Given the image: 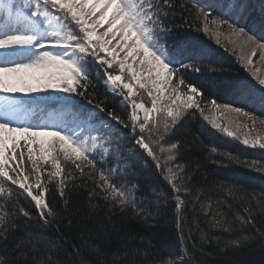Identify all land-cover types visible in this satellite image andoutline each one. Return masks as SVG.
I'll list each match as a JSON object with an SVG mask.
<instances>
[{"label": "snow or ice", "instance_id": "1", "mask_svg": "<svg viewBox=\"0 0 264 264\" xmlns=\"http://www.w3.org/2000/svg\"><path fill=\"white\" fill-rule=\"evenodd\" d=\"M177 16L217 44L223 39L264 86V72L255 67L256 59L264 65V42L198 4L0 0V264H144L135 257L147 256L150 242L145 247L130 235L105 252L108 225L89 221L103 212L108 221L147 223L155 219L153 204L156 215L171 207L182 252L147 264H196L189 243L196 247L192 224L201 213L209 228L201 229V243L264 246V223L257 219L264 218V191L221 180L198 186L200 165L181 162L189 141L173 138L189 122L199 119L264 149V118L218 102L189 79L222 69L196 63L202 52L170 39ZM93 69L107 89L102 97ZM109 95L118 97L119 110ZM210 153L218 166L264 173V161L216 146ZM149 165L159 185H142L134 176L135 168ZM212 192L219 198L206 204ZM74 194L83 195L86 216L72 211ZM189 206L192 223L185 218Z\"/></svg>", "mask_w": 264, "mask_h": 264}, {"label": "trees", "instance_id": "2", "mask_svg": "<svg viewBox=\"0 0 264 264\" xmlns=\"http://www.w3.org/2000/svg\"><path fill=\"white\" fill-rule=\"evenodd\" d=\"M189 5L198 4L205 10L221 15L222 18L230 19L238 26L244 27L257 40L264 42V0H182ZM211 19V17H210ZM177 27L174 29L172 40H179L182 44H187L192 48L203 53V58L197 60L196 63L210 65L222 71L216 73H200L190 74L189 79L200 87L205 95L218 99L220 103H229L246 110H259L264 104V90L254 85L249 78L246 70L237 58L228 51L224 45L217 44L215 38H211L202 30L197 31L195 27H187L181 17H176ZM202 28V25H201ZM186 63L190 62L185 60ZM92 78L97 87V94L101 97L107 93L104 82L99 78V74L92 70ZM223 81L234 82L238 84V88L231 95H224L214 89L212 82L220 83ZM215 91H214V90ZM246 98V100H245ZM110 101H115L119 110V99L109 95ZM241 101H245L241 102ZM173 139L189 141L187 150L183 153L182 163L190 164L195 167L197 163L200 165V174L196 177L197 185H204L208 188L213 184L214 180H221L228 183L238 184L250 191H264V173L256 172L234 163H226L225 166H218L211 162L210 149L213 146L218 147L222 151H231L233 154L240 155L242 158L264 161V152H253L245 150L240 144L234 142L226 135L221 134L212 129L206 122L197 119L189 122L184 128H181ZM135 177L139 178L142 185H159L160 181L157 176L153 175L151 166L147 168L137 167L133 170ZM147 190V189H146ZM212 196V200L205 199V203H214L219 198L217 193H207ZM231 201V198H228ZM55 206L63 207L62 201H54ZM233 203V211L238 206ZM155 216L154 220H148L147 223H124L120 218L115 217L112 221H108L103 212L99 217L93 216V220L89 223L103 221L108 225V231L111 234V244L106 245L105 252H110L116 247V241L120 238L127 240L130 235L137 238V243L141 240L145 247L150 242L151 247L147 248V256L143 252L137 261L152 260L156 256L166 257L169 253L180 255L182 252L180 241L174 226L173 213L171 207L162 209L159 215H156L154 204L148 206ZM79 211L80 216H86L88 208L82 194H74L72 197V211ZM258 212V210H257ZM192 210L189 211L185 218L192 223ZM258 223H264V218L257 216ZM205 217L201 213L196 216L195 223L192 224L193 240L196 247L192 248L189 243L192 256L196 264H264V246L253 244L246 248L223 247L214 239L207 243H201V229L208 232V225L204 222ZM198 225V227H197ZM187 230V228H186ZM63 231V229H62ZM227 236L224 233H217ZM46 235H54L46 233ZM75 237V233H72ZM95 258V257H93ZM105 258L111 260V256ZM133 259V258H129ZM191 264V261H189Z\"/></svg>", "mask_w": 264, "mask_h": 264}, {"label": "rangeland", "instance_id": "3", "mask_svg": "<svg viewBox=\"0 0 264 264\" xmlns=\"http://www.w3.org/2000/svg\"><path fill=\"white\" fill-rule=\"evenodd\" d=\"M222 44L224 45L223 39H222ZM227 50L231 52V50H229V49H227ZM255 67L260 69L261 72H264V65H261L258 59H256V61H255ZM244 69L246 70L247 74L249 75V78L252 80L254 85L259 87V88H261L262 90H264V86L259 85L258 81L252 75V73L249 72L245 67H244ZM257 74L259 75L260 72H258ZM4 78L9 83H16V77H14V76H9V75L6 74ZM262 78H264V76H262ZM212 84H213L215 90H217L219 92H222L224 95H228V94L231 95V93H233L238 88V84H236L234 82H228V81H223V82H220V83L212 82ZM24 98H28V97L25 96ZM245 100H246V98H245ZM241 102L246 103L245 101H241ZM255 108H258L259 110H257V111L256 110H254V111L253 110H247V111L253 113L254 115H257V116H260V117L264 118V104L260 105V107H255ZM228 138H230V137H228ZM230 139H232L234 142L240 144L245 150L253 151V152H259V154L260 153L262 154V152H264V149H260L258 147L253 149V148L244 146L242 143L236 141L233 138H230Z\"/></svg>", "mask_w": 264, "mask_h": 264}]
</instances>
